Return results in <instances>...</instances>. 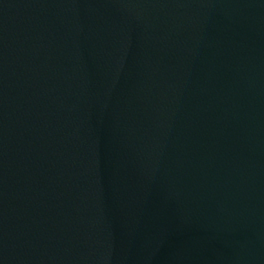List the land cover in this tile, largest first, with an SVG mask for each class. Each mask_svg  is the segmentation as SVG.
Wrapping results in <instances>:
<instances>
[{
    "label": "water",
    "instance_id": "obj_1",
    "mask_svg": "<svg viewBox=\"0 0 264 264\" xmlns=\"http://www.w3.org/2000/svg\"><path fill=\"white\" fill-rule=\"evenodd\" d=\"M0 264H264V0H0Z\"/></svg>",
    "mask_w": 264,
    "mask_h": 264
}]
</instances>
